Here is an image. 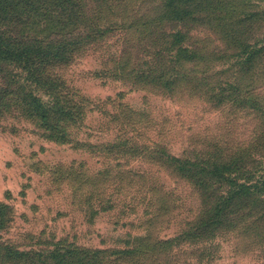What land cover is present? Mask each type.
<instances>
[{
  "label": "rangeland",
  "instance_id": "rangeland-1",
  "mask_svg": "<svg viewBox=\"0 0 264 264\" xmlns=\"http://www.w3.org/2000/svg\"><path fill=\"white\" fill-rule=\"evenodd\" d=\"M123 1L117 0L113 16L104 10L109 20L93 34L95 42L78 44L67 63L48 69L59 81L58 90L83 107L73 123L64 125L63 142L49 139L22 105L24 73L15 64L2 65L0 207L10 220L0 229V244L43 255L53 241L65 240L70 246L110 252L141 235H176L198 215L199 198L189 183L153 162L148 150L194 158L217 146L231 155L253 145L260 135L264 107L216 108L208 100L219 84L229 83L237 88L233 94L249 93L264 102V56L242 73L233 67L237 45L224 30L167 23L153 31H181L182 46L196 53L185 68L201 78L205 73L209 87L191 92L182 84L169 94L133 84L114 62L127 63V72L146 70L159 56L166 57L167 47L133 25L152 21L161 0H134L135 13L129 17L136 16L129 20L120 14ZM247 11L260 16L248 31L253 43L264 34V0H250ZM30 20L20 29L30 37L41 33L40 39L53 38L42 33L49 31L46 20ZM32 87L24 83V88ZM253 147L250 159L264 163V148ZM247 242L242 239L238 245ZM236 244L215 241L210 247L212 260L203 264H264L262 256L234 252Z\"/></svg>",
  "mask_w": 264,
  "mask_h": 264
},
{
  "label": "trees",
  "instance_id": "trees-1",
  "mask_svg": "<svg viewBox=\"0 0 264 264\" xmlns=\"http://www.w3.org/2000/svg\"><path fill=\"white\" fill-rule=\"evenodd\" d=\"M88 1L0 0V71L2 65L15 64L24 73L21 92L26 95L20 101L54 142H63L64 125L73 123L83 107L58 90L59 81L47 73L48 69L67 63L78 50V44L95 42L93 34L99 33L102 21L109 20L104 10L109 9L107 15L113 16L119 6L117 0ZM160 3L159 14L152 21L138 20L133 25L142 28L143 36H157L162 40L167 47L166 57L159 56L141 71L127 72V63L114 62V67H121V72L126 79L131 78L133 84L169 94L182 84L191 92L209 87L210 78L205 73L201 78L194 69L185 68L196 58V53L182 46V32L153 31L155 27L162 30L167 23L215 25L220 32L224 30L237 45L233 67L242 73H247L255 60L264 56V34L259 40L249 42L248 31L259 16L258 12L247 11L250 0H242L240 4H234L233 0H161ZM136 4L134 0L120 4L122 20L136 16L129 17L135 13ZM28 19L30 23L46 20L49 31L42 33L53 38L40 39L41 33L30 37L27 31L20 29L26 27L22 22ZM76 35L77 42H74ZM24 83L33 87L26 89ZM216 89V95L209 96L208 100L216 108L231 104L253 111L264 107V102L249 93L233 94L237 88L232 84H219ZM41 90L45 95L39 93ZM260 121L256 142L240 147L231 155L217 146L211 152L201 151L194 158L175 157L162 149L148 150L153 162L162 163L172 175L189 183L199 198L198 215L185 223L176 235L160 238L141 235L126 242L123 249L110 252L70 246L65 240H56L42 255L41 251L20 250L2 243L0 264H203L212 260L210 247L215 241L236 242L234 252L264 257V163L252 161L249 153L252 146L253 149L264 148V118ZM7 216L6 209L0 207V229L10 220ZM242 239L248 241L244 247L238 245Z\"/></svg>",
  "mask_w": 264,
  "mask_h": 264
}]
</instances>
